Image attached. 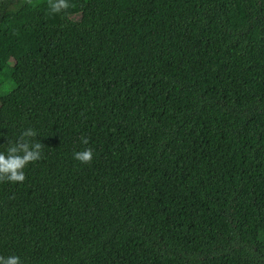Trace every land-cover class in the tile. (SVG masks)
Segmentation results:
<instances>
[{"label": "trees", "instance_id": "16d2710c", "mask_svg": "<svg viewBox=\"0 0 264 264\" xmlns=\"http://www.w3.org/2000/svg\"><path fill=\"white\" fill-rule=\"evenodd\" d=\"M68 2L0 0V255L264 264V0Z\"/></svg>", "mask_w": 264, "mask_h": 264}, {"label": "clouds", "instance_id": "9594fccd", "mask_svg": "<svg viewBox=\"0 0 264 264\" xmlns=\"http://www.w3.org/2000/svg\"><path fill=\"white\" fill-rule=\"evenodd\" d=\"M69 7L68 0H48L51 14H60ZM37 135L34 129L28 128L22 131L15 141L8 139L6 151H0V183H23L26 179L25 168L42 159L44 145L35 140ZM81 142L87 145L89 140L87 137H81ZM73 157L82 164H90L93 160V149L76 151ZM0 264H22V261L16 255H0Z\"/></svg>", "mask_w": 264, "mask_h": 264}]
</instances>
